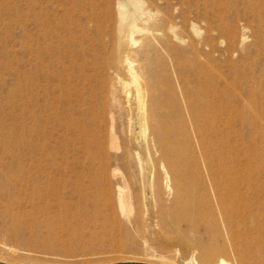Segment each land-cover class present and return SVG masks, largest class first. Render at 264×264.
I'll use <instances>...</instances> for the list:
<instances>
[{
    "label": "rangeland",
    "instance_id": "obj_1",
    "mask_svg": "<svg viewBox=\"0 0 264 264\" xmlns=\"http://www.w3.org/2000/svg\"><path fill=\"white\" fill-rule=\"evenodd\" d=\"M118 2L129 5L127 0H0V173L12 175L10 181L0 176V259L110 264L132 257L141 264H184L191 253L154 218L145 223L111 218L122 185L134 208L140 202L135 154L111 158L106 177L97 168L101 155L91 160L85 152L104 139L108 114L96 84L101 77L86 84L82 72L91 71H81L78 63L91 55L96 38L108 37L116 26ZM143 4L164 26L176 27L180 39L164 30V41L178 52L190 84L196 85L194 71L202 70L208 77L205 85L215 87L217 105L208 114L215 117V129L236 144L235 164L243 161L240 169L264 178V0ZM56 27L58 37L52 36ZM133 37L140 44L145 34L138 30ZM151 38L161 51L162 37L155 33ZM54 44L64 52L54 53ZM151 55L161 60L157 52ZM165 68L157 69L155 78L173 90V76L167 64ZM174 108L168 109L176 121ZM118 118L120 149L108 142L111 155L129 136L125 115ZM84 129L92 141L86 145ZM154 177L165 196L163 176L155 172ZM221 239L219 244L228 246ZM224 255L235 263L232 252Z\"/></svg>",
    "mask_w": 264,
    "mask_h": 264
},
{
    "label": "bare ground",
    "instance_id": "obj_2",
    "mask_svg": "<svg viewBox=\"0 0 264 264\" xmlns=\"http://www.w3.org/2000/svg\"><path fill=\"white\" fill-rule=\"evenodd\" d=\"M127 2L129 8L118 2V22L108 37L96 38L89 58L83 57L78 63L81 71L92 72H82L86 84L96 80V76L101 77L96 84L102 95L103 111L108 114L103 124L105 137L102 141L98 139L94 149H86L88 159L101 155L97 168L101 176H106L111 158L115 161L135 154V167L141 174L140 202L134 208L125 179L121 200H116L111 218L119 221L123 216L134 223L154 218L167 233L190 249L184 264H232L224 255L228 251L235 257L234 264H264V178L240 169L243 161L238 166L235 164L236 144H230L220 129H215V117L210 118L208 114L217 105L215 87L205 85L208 77L202 70L194 71L196 85H191L178 52L164 41L168 33L180 39L176 27L164 26L157 13L144 6L143 0ZM138 30L145 34L140 44L133 37ZM155 33L162 37L161 51L152 42L151 36ZM52 36H59L57 27ZM52 47L54 53L64 52L62 46ZM153 52L158 53L160 61L152 58ZM166 64L176 85L173 90L163 88L155 78L156 70L166 69ZM126 82L132 86L127 88ZM171 105L176 108V121L168 109ZM123 115L129 136L119 153L111 155L106 145L110 142L120 149L116 139L122 129L117 127L116 120ZM86 131L81 133L85 145L92 142ZM190 165L192 169L188 171ZM155 172L163 176L165 196L157 191ZM0 176H5L6 181L12 179L7 172ZM218 237L228 246L219 244ZM0 261L14 264L9 259Z\"/></svg>",
    "mask_w": 264,
    "mask_h": 264
},
{
    "label": "water",
    "instance_id": "obj_3",
    "mask_svg": "<svg viewBox=\"0 0 264 264\" xmlns=\"http://www.w3.org/2000/svg\"><path fill=\"white\" fill-rule=\"evenodd\" d=\"M4 264V263H2ZM110 264H141L137 261H126V262H116V263H110Z\"/></svg>",
    "mask_w": 264,
    "mask_h": 264
}]
</instances>
